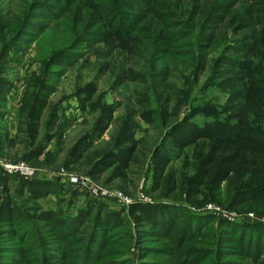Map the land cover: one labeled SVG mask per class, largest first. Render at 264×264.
Returning <instances> with one entry per match:
<instances>
[{
    "label": "trees",
    "instance_id": "16d2710c",
    "mask_svg": "<svg viewBox=\"0 0 264 264\" xmlns=\"http://www.w3.org/2000/svg\"><path fill=\"white\" fill-rule=\"evenodd\" d=\"M172 5V2L166 5V0H32L14 34L5 39L0 52L1 71L18 62V55L52 22L70 11L80 14L81 8H87L93 13L90 18L100 28L88 20L82 30L73 29L71 41L48 58L47 72L56 66H71L91 50L103 59L102 71L111 73L115 88L128 81L146 86L137 90L134 102L125 105L123 113L116 118L115 104L99 106L100 114L94 124L70 148L64 162L67 167L88 159L87 174L91 178L100 180L107 175L106 181L112 182L126 180L132 166L143 165L141 157L147 156V152L140 148V140L136 138L138 119L153 122L157 116L171 115V104L179 97L180 90L171 80L173 65L160 68L152 64L148 71L137 70L130 64V57L140 54L141 49L155 54L151 48L140 47L146 14L151 15L149 25L157 29L148 41L155 37L156 46L169 39L168 44L182 40L175 37L183 30L178 31L173 16L162 26L156 22L158 16L165 17L166 13H161L166 11L163 9ZM211 6L201 22L199 38L203 51L213 45L218 47L214 29L224 23L223 10L216 4ZM179 17L181 21L186 18L181 14ZM161 31L164 37L160 36ZM100 43L103 46L96 48ZM236 43L230 54L224 51L212 66V81L229 94L222 109L208 105L192 107L181 119L172 122L162 140L149 150L151 189L160 190L159 198H170L184 181L189 183V191L197 190L207 185L206 178L211 181L207 193L214 197L203 204L221 199L214 191L222 182H225L224 192L229 195L228 207L247 204L255 195L264 193V125H251L246 115L247 108L258 107L262 100L256 92L261 79L256 70L258 64L264 68V25L258 34H248ZM177 47L180 46L174 45ZM202 49L197 53L204 56L197 62L196 68L200 70L208 62V53ZM190 54H194L193 50ZM246 57L258 59L257 65L250 68ZM62 69L56 70L57 74ZM46 74L38 82L30 106L27 123L34 133L38 132L36 126L50 96L56 92L55 83L50 80L55 77L48 79ZM3 81L0 93L2 85L6 87ZM96 88L93 84L86 85L77 95L83 100ZM154 102L156 107L152 106ZM56 112L57 107L51 110L48 125L59 121ZM199 115L202 117L196 119ZM111 127L105 148L93 149ZM45 149L38 146L28 161ZM181 157H192L189 159L194 163L193 176L166 174L170 163ZM2 185L0 264H264V225L221 219L216 225L217 218L212 213L197 214L165 200L135 201L115 208L88 196L80 204L81 192L76 190L68 196L58 180L47 178H19L15 192ZM189 193L188 199L194 200V193ZM52 195L56 198L55 207L39 203ZM131 254L136 255V260Z\"/></svg>",
    "mask_w": 264,
    "mask_h": 264
},
{
    "label": "rangeland",
    "instance_id": "374dc122",
    "mask_svg": "<svg viewBox=\"0 0 264 264\" xmlns=\"http://www.w3.org/2000/svg\"><path fill=\"white\" fill-rule=\"evenodd\" d=\"M31 1L0 0V52L4 47L5 39L10 37L9 35L12 36L14 34L18 22L24 18ZM171 2L173 5L163 9L166 11L161 12L166 13L165 17L160 18L158 16L156 22L159 26H162L163 22H170V18L173 16L174 25L179 28L178 31L183 30L175 37L182 40L179 43L174 44V41H172V43L168 44L169 39L165 43L156 46L153 42L155 37L148 41L147 39L155 34L157 29L153 30V27L149 25V17L151 15L146 14L147 21H145L144 25L146 28L140 32L142 33L140 34V40L143 42L140 47L145 46L146 50L151 48L155 54L146 53L147 51L145 52L141 49L140 54L130 57V64L137 70L146 69L148 71L152 64H156L160 68L169 64L173 65L171 80L180 90L179 97L173 100L171 104V115H166L163 118L157 116L153 122H148L142 118L138 119L139 128L136 138L140 140V148L147 152V156L141 157L143 165L138 163L139 165L132 166L128 171V178L124 181L114 180L107 182V175H104L100 180H95L87 174L90 166L88 159H84L78 164L70 165L69 167L64 163L72 145L91 128L99 116V106L115 104L117 106V110L114 113L116 118L123 113L125 105L129 102H134L137 90L146 88L141 83L131 81L115 88L113 86L114 77L111 73L102 71L101 63L103 59L96 55V51L91 50L82 58H79L75 64L66 67L56 66L47 72L48 58L53 51L58 50L61 46L71 41L73 29L82 30L88 20L92 22V25L100 28L97 24L98 22L94 18H90L93 13L87 8H81L80 14L70 11L58 21L52 22L50 27L34 40L23 54L18 55V62L11 63V67L6 68L4 71L0 70V82L6 81V87L2 85L1 90L3 91L0 93L1 195L3 190L2 183L9 186L10 192H15L18 179L25 178L21 174L8 172L3 165L9 162H25L36 170V177L58 180L64 186L68 196L76 190L81 192L78 197L80 204H84L83 202H86L85 198L89 196L104 200L115 208L125 207L118 199L104 196L101 193L102 190L116 189L123 191L134 201L154 203L157 200H165V202H173L185 206L197 214L209 213L204 212L203 208L211 203L237 217L235 220L223 217L222 212L212 213L217 218L216 225L219 219L253 226L264 225V193L262 192V194L255 195L247 204L240 206L235 204L232 205L234 207L230 206V208L228 207L229 195L224 192L225 182L217 184L214 191L219 193L221 199L218 200L216 198L214 199L216 202L203 204L206 199L214 197V194L207 193V185L211 184L209 178H206L205 183L207 185L192 191L188 190L190 187L189 183L184 181L183 185L177 186L172 195H169L170 198H159L158 195H161L160 190L152 191L151 189L152 161L149 157V150L162 140L166 128L175 120L181 119L192 107L208 105L218 110L222 109L229 94L220 90L212 81L214 59L224 51V54H230V50L237 44V39H242L248 34H258L259 29H262L264 25V0H166V5H170ZM212 4L218 5L219 9L223 10L224 23L214 29L218 37V47L213 45L209 50L205 49L208 53V62L205 69L200 70L196 66L198 60L200 59L201 61L204 57H201L203 54H197L202 49L200 47L201 39L199 38L200 30L202 29L201 22L203 16L212 9ZM152 8L157 10L153 6ZM159 11H161L160 8ZM76 13L77 16H75ZM180 14L184 18L186 17L182 21L179 17ZM96 15L99 17L98 13ZM177 17L178 20L176 19ZM162 31L160 36L164 37L161 35ZM166 43L168 46L165 47ZM174 45H179L180 47L174 48ZM99 46H103L102 43L97 45L96 48ZM192 50L194 54L189 55ZM203 50L202 52H205ZM192 58H194V61H192ZM258 58L261 59L259 56ZM245 62L251 64V68L253 65H257L258 59L246 57ZM61 68H63V71L57 74L56 70ZM256 72L261 76L260 83L257 86L258 91L256 90V92L262 100L258 107L247 108L246 115L250 119L251 125H264V68L261 64H258ZM45 73H47L48 79L55 77L50 80L55 83L56 92L50 96L48 104L43 110L39 125L36 126L38 127V132L34 133L27 122L29 121L30 106L38 82L43 79ZM89 84H93L97 88L95 92L87 93L88 97L82 100L77 95V92ZM152 106L156 107V103L154 102ZM56 107V113L60 119L55 124L48 125L50 112ZM201 117L199 115L196 119ZM32 127L34 128L35 125L32 124ZM112 130L111 127L93 149L97 148L99 151L105 148ZM38 146L46 147V149L42 154L28 161V157L32 156L33 150ZM189 158L192 159V157ZM189 158L181 157L172 161L167 167L166 174L173 173L176 177L182 174H186L187 177L193 176L194 163ZM75 176L79 178L87 177L98 188L83 186L81 183L78 185L71 184V177ZM8 178H10L9 181ZM189 192L194 193V197H196L194 199L195 203L194 200L192 202L188 199L190 196ZM39 203L44 207H55L56 198L52 195L40 199ZM249 214H254V216L250 217ZM131 256L136 260V255L131 254Z\"/></svg>",
    "mask_w": 264,
    "mask_h": 264
},
{
    "label": "built area",
    "instance_id": "2783aa9c",
    "mask_svg": "<svg viewBox=\"0 0 264 264\" xmlns=\"http://www.w3.org/2000/svg\"><path fill=\"white\" fill-rule=\"evenodd\" d=\"M3 166L10 173L21 174L22 176H24L27 179L36 178V170L34 168H31L25 162H17V163L9 162V163H5ZM70 182H71V184H74V185H78L81 183L83 186H92V187L98 188L97 185L91 183L87 177H81V178H79L77 176L71 177ZM101 193L104 194V196H110V197H114V198L118 199L120 201V203L122 205H125V206H128L129 204L135 202L134 199H132L131 197H129L127 194H125L123 191H120V190H116V189L115 190H102ZM203 211L209 212V213L222 212L223 217H227V218L235 219V220L237 218V217H235L234 214H229L228 212L221 210V208H219L218 206H215L214 204H211V203H209L205 208H203ZM249 215H250V217L254 216V214H249Z\"/></svg>",
    "mask_w": 264,
    "mask_h": 264
}]
</instances>
